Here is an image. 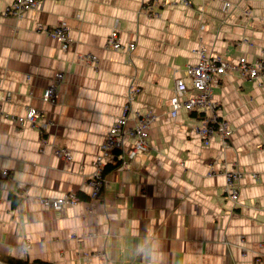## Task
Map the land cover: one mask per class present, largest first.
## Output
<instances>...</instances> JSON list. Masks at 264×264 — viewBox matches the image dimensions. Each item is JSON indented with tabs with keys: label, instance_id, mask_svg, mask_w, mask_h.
Here are the masks:
<instances>
[{
	"label": "crops",
	"instance_id": "1",
	"mask_svg": "<svg viewBox=\"0 0 264 264\" xmlns=\"http://www.w3.org/2000/svg\"><path fill=\"white\" fill-rule=\"evenodd\" d=\"M11 1L0 0V10ZM148 1L41 0L19 17L0 15L2 110L34 107L51 122L0 117V170L9 171L0 176V264H264V74L229 70L213 84L214 109L169 113L175 79L200 46L231 62L264 60V0H229L228 12L218 0H156L157 16ZM61 22L68 50L37 29ZM113 28L122 43L135 41L132 54L107 45ZM56 72L64 75L58 98L45 102ZM128 103L156 116L150 151L130 170L107 172L91 197L102 142ZM212 115L230 124L227 143L219 133L205 143L194 129ZM236 169L237 204L224 191ZM71 190L82 197L61 211L40 201ZM10 194L21 197L16 207Z\"/></svg>",
	"mask_w": 264,
	"mask_h": 264
},
{
	"label": "built area",
	"instance_id": "2",
	"mask_svg": "<svg viewBox=\"0 0 264 264\" xmlns=\"http://www.w3.org/2000/svg\"><path fill=\"white\" fill-rule=\"evenodd\" d=\"M223 3L224 10L228 12L232 8V2L229 0H218ZM190 1L184 0V3L190 4ZM41 0H12L4 5L0 10V15L21 16L26 10H33L39 7ZM147 11L152 15H159L158 2L156 0L148 1ZM245 14H250L246 11ZM203 27V25H201ZM37 29L47 33L50 37L60 42L63 50H68L71 47V37L68 34V27L64 22H61L54 27H45L37 25ZM107 45L115 50L124 51L132 54L136 49L135 41L122 43L119 38L117 28L110 30L107 37ZM198 61L195 64L187 65L184 69V75L176 77L174 82L173 95L170 98V115L174 118L178 116L181 110H206L214 109L216 103L213 100V84L218 82L227 71H238L242 75H249L251 78H257L264 74V60L258 59L248 61L246 56L239 57L237 62L225 60L217 54L208 53L207 49L200 46L197 50ZM62 72H56L53 82L44 90L42 99L45 102H55L58 98V84L63 78ZM139 91L138 88L131 89L128 96L129 102L132 101L134 94ZM9 99V94L5 91H0V117L5 116L13 122H17L20 126L26 124L39 126L46 129L51 122L44 119V114L41 110L28 107L23 115H10L2 110V103ZM156 119L152 112L135 113L132 111L131 104L124 106L123 114L116 117L105 135L101 145V153L96 159L97 169L91 179L88 181L92 187L91 197H97L101 188L104 186V177L102 169L107 161L112 160L116 152L119 153L120 164L117 170H130L132 161L141 155H145L150 151L149 129L151 124ZM230 124L227 120L212 115L204 117L200 125L194 126L198 135L205 143H208L209 138L214 133H219L227 143V139L232 133ZM42 144L44 140L41 141ZM54 153L63 155L64 158H70V152L66 149L54 147ZM109 159V160H108ZM242 173L239 170L226 172L225 193L227 197L235 204L239 203L238 180ZM0 176H9L7 169L0 170ZM80 200L77 191L71 190L57 198H41V203L56 211H61L67 205H74ZM29 243H26L27 246Z\"/></svg>",
	"mask_w": 264,
	"mask_h": 264
},
{
	"label": "trees",
	"instance_id": "3",
	"mask_svg": "<svg viewBox=\"0 0 264 264\" xmlns=\"http://www.w3.org/2000/svg\"><path fill=\"white\" fill-rule=\"evenodd\" d=\"M220 120V118H219ZM120 164V158H119V153L116 152L113 156L112 160H109L103 167L102 169V176L104 177V175L109 172L112 171L114 169L117 168V166ZM103 188H101L100 192L98 193V195H100L101 191ZM80 191L78 192L79 197H82V194L80 193ZM11 199H12V206L16 207L20 202H21V197L16 195V194H10ZM80 197V198H81ZM8 262L10 264H54L52 262H49L47 260H42V259H34V260H29V259H17V258H10L8 260Z\"/></svg>",
	"mask_w": 264,
	"mask_h": 264
},
{
	"label": "bare ground",
	"instance_id": "4",
	"mask_svg": "<svg viewBox=\"0 0 264 264\" xmlns=\"http://www.w3.org/2000/svg\"><path fill=\"white\" fill-rule=\"evenodd\" d=\"M55 26V25H54ZM69 34V33H68ZM61 46V45H60ZM262 51V50H261ZM256 60V59H255ZM249 76V75H248ZM260 78V77H259ZM259 80V79H258ZM258 83V82H257ZM217 116V115H216ZM230 137V136H229ZM148 154V153H147ZM239 170V169H238ZM240 171V170H239ZM242 171V170H241ZM94 175V174H93ZM241 179V178H240ZM239 179V180H240ZM239 189V188H238ZM225 191V190H224ZM225 195H226V193H225ZM226 198V197H225ZM26 241V240H25ZM28 242H30V241H28ZM28 246V245H27ZM24 248H26V247H24Z\"/></svg>",
	"mask_w": 264,
	"mask_h": 264
}]
</instances>
